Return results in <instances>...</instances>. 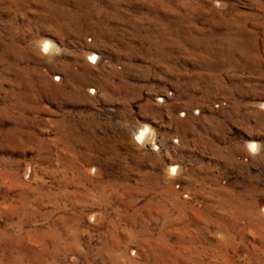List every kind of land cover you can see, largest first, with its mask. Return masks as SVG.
Listing matches in <instances>:
<instances>
[{"label":"rangeland","instance_id":"obj_1","mask_svg":"<svg viewBox=\"0 0 264 264\" xmlns=\"http://www.w3.org/2000/svg\"><path fill=\"white\" fill-rule=\"evenodd\" d=\"M0 264H264V0H0Z\"/></svg>","mask_w":264,"mask_h":264},{"label":"clouds","instance_id":"obj_2","mask_svg":"<svg viewBox=\"0 0 264 264\" xmlns=\"http://www.w3.org/2000/svg\"><path fill=\"white\" fill-rule=\"evenodd\" d=\"M47 50H48V44H45L44 45V51L46 52ZM248 148H249V150H250V152L252 154H256L258 152L259 148H260V145H258L257 143L253 142V143H250L248 145Z\"/></svg>","mask_w":264,"mask_h":264},{"label":"bare ground","instance_id":"obj_3","mask_svg":"<svg viewBox=\"0 0 264 264\" xmlns=\"http://www.w3.org/2000/svg\"><path fill=\"white\" fill-rule=\"evenodd\" d=\"M47 41H48V40H47ZM45 44H48V49L51 47V43H50V42H46ZM45 44H43L42 46L44 47ZM92 57L94 58L95 55H93ZM145 130H146V129H145ZM143 135H144V133L141 132V136H143Z\"/></svg>","mask_w":264,"mask_h":264}]
</instances>
